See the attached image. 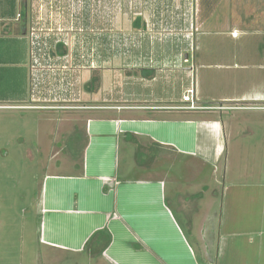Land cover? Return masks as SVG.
Returning a JSON list of instances; mask_svg holds the SVG:
<instances>
[{"label":"rangeland","instance_id":"rangeland-1","mask_svg":"<svg viewBox=\"0 0 264 264\" xmlns=\"http://www.w3.org/2000/svg\"><path fill=\"white\" fill-rule=\"evenodd\" d=\"M24 11L27 61L0 87V264H264V0H23ZM58 42L63 56L54 51ZM143 65L164 68V85L192 88L200 106L181 108V126H171L195 129L196 151L160 147L154 166L184 185H165L163 214L141 195L120 211L127 199L114 194L115 210L97 212L94 187L80 206L90 211L61 230L54 213L83 189L72 180L82 172L74 163L88 120L146 117L142 110L110 111L146 104L125 89L146 82L125 75ZM92 78L97 88L89 91ZM3 101L28 106L5 108ZM161 112L157 117H175ZM216 136L221 155L205 158ZM119 159V176L99 175L106 197L147 170L124 149ZM102 220L118 235L107 250L104 232L84 247L89 227ZM56 230L50 243L45 236ZM72 237H87L82 249L72 248Z\"/></svg>","mask_w":264,"mask_h":264},{"label":"crops","instance_id":"crops-1","mask_svg":"<svg viewBox=\"0 0 264 264\" xmlns=\"http://www.w3.org/2000/svg\"><path fill=\"white\" fill-rule=\"evenodd\" d=\"M22 3L23 0H0V87L6 85L9 86V78L11 77V79L13 80L12 73H14V71H17L15 70L16 66L24 65L27 61V46L25 42H27V39H29V37L27 36L26 29L24 27L25 19L22 12ZM149 56L151 57L153 55L149 54ZM14 66L15 68L13 70L12 67ZM148 68L155 69V73L153 76L149 75V70H144L142 72L143 69ZM181 69L185 70V68L183 67L177 68V70ZM162 70H164V68L158 65L140 66L139 72H136V68H130V70L125 73L126 76L128 75L132 78H139L142 79V81L146 82L139 83L136 85L134 83H130L131 86L125 88L129 93L126 95V97L132 96L131 100H133L138 96H143L148 98V100L145 101L146 104L132 105L126 103L123 104L124 106L121 107L115 106L110 108V111L142 110L145 112L146 117L144 116L137 118L134 113H131L130 116H126L124 117V119L120 118L118 124L115 122L114 118L108 119L105 122L102 121L103 119L101 120L93 116L94 118L92 117L88 120L86 124V142L84 143L82 150L83 155L81 156L82 158L80 159V162L74 163V166L77 168V170L80 171L82 169V172L80 176L78 175L76 176L77 178L72 180L73 187L80 188L82 186L83 189H81L79 192H76V198H73L74 201H76L75 203H70L71 205H69L68 207L61 208L62 211L54 213V219L57 221L56 223L59 226H62L61 230L64 228L75 227V223L77 224L76 216H81L84 211H90L82 209L80 206L81 204L84 205L86 199L89 197V195L91 194L90 192L93 191L94 187L96 188L94 192H96V195L99 196V198H96L97 202L94 205L97 212L103 210L107 214H110L115 210V206L119 205L118 201L116 202L117 199H111V194H114L116 196L121 195L122 197L127 199L126 202L120 201L122 202L121 205H119L120 211L124 210L126 212V207H128L127 201L133 199L134 195H141L143 201L147 206L154 205L157 214H163L167 210L164 203L166 197L165 185L175 184L176 182L166 180V176H164V178L160 177L158 175L159 170H155L154 166L158 161L159 154L162 151L161 148L163 147L171 148L167 151L173 153L180 151L185 152L193 148V152L185 153H194L196 151V133L195 129H193L192 131V129L189 128H181L180 130L179 127H171L175 125L181 126V119L176 115H180L178 114V111L186 110L181 109L180 107L181 104L184 103L182 95L179 98L177 97V95L180 92L181 88L186 90L188 86L183 83L180 84L182 85L181 87L179 85H174L173 83H165L164 85V83H162L161 81V79L164 77V72ZM18 99L19 102L21 100L24 102L26 101V98ZM2 100L11 101L16 100V98L9 99V97H7ZM8 101H3L4 103L1 105V107H26V105L22 104L11 105V103H9ZM158 111H162L161 113L168 115H175V117H157ZM148 115H153V117H149ZM215 138L216 142H218V144H215V151L211 154V156L204 155L205 158L215 160L219 157V155H221V139L218 136H216ZM123 149L126 153H134L135 159H137L136 163L137 165L139 164V167L137 166V168H147V170L142 175V177L138 175L139 178L137 179L130 178L126 179V181L124 182H119V184L117 185L118 190L116 192L110 191V195L106 197L104 193L105 191L103 192V185L101 184L99 178L101 176H108L113 180L115 176H119V155L120 152L123 151ZM141 156H143L144 158L143 164H141ZM100 159H102L104 163L101 164L99 162ZM100 165L106 168L102 170ZM92 167H95V169H93ZM95 170H99V172L96 173ZM132 170H135L137 172L135 167ZM132 174L133 173L130 172L129 176H131ZM148 174L151 176H148ZM99 175L101 176L99 177ZM95 177H97L96 180ZM89 180L92 181L90 182ZM116 181L112 182V185H114ZM188 182H191V180H189ZM178 184L184 185L182 181L181 183H176L175 185ZM134 185H136L135 190L133 188ZM91 186L93 187L91 188ZM120 191L124 192L120 193ZM136 198L138 199V197ZM185 202H187V200L182 199L183 205ZM44 203L46 202L42 200V204ZM54 209L59 210L57 208ZM67 216H72L73 219L71 220ZM106 221H96L93 225L89 227L88 232L90 230L94 231L89 236L90 238H92L94 236L93 234L96 235L98 234V232L107 230L110 236L106 235L105 237H103L105 238V241L103 242V248L106 247L107 250L110 244L112 243L113 236L118 235L116 233L118 231L117 228H115L114 226L111 228V226L109 225L108 229H105L104 227L106 226ZM57 231L59 230L51 231L50 233H48V235L46 234L45 238L49 236L48 238L49 240H51L50 243H54L52 234ZM126 231L127 230L125 229L124 233L127 235ZM63 232L64 231H61V234H63ZM129 236L130 234H128V237ZM74 237H72L74 242L70 245L73 246L72 248H74L75 250L82 249L84 240L87 237H79L77 238L76 242V238ZM90 238H88L87 241ZM86 243L84 247H87ZM127 244L128 241L126 242V245Z\"/></svg>","mask_w":264,"mask_h":264},{"label":"trees","instance_id":"trees-1","mask_svg":"<svg viewBox=\"0 0 264 264\" xmlns=\"http://www.w3.org/2000/svg\"><path fill=\"white\" fill-rule=\"evenodd\" d=\"M23 4V3H22ZM24 13V15H25V11L23 12ZM141 21H142V17L141 16H138L136 19H135V21H134V26L135 27H137V28H140L141 27ZM56 49L54 50L55 52H56V54H58V55H60V56H63V55H65L66 54V47H65V44H63L62 42H58L57 44H56ZM144 70H149V75L150 76H153L154 75V73H155V69H150V68H148V69H143L142 70V72L144 71ZM96 79L95 78H92L91 80H90V82L87 84L88 85V90L89 91H93L94 89H96L97 87H95V84H94V81H95ZM102 233L104 232L105 233V235H110L109 234V232L107 231V230H104V231H101ZM98 233H100V232H98ZM97 235V234H96ZM91 241H93V237L90 239V240H88L87 241V243H86V246L91 242ZM97 241H101V240H99L98 238H96L93 242H97ZM103 245V244H102ZM100 247H101V245H100ZM99 247V248H100Z\"/></svg>","mask_w":264,"mask_h":264},{"label":"built area","instance_id":"built-area-1","mask_svg":"<svg viewBox=\"0 0 264 264\" xmlns=\"http://www.w3.org/2000/svg\"><path fill=\"white\" fill-rule=\"evenodd\" d=\"M183 102H184V104L186 106H184V105L183 106H180L181 108L194 109V108H197L198 107L197 102H196L195 97H194V91H193L192 88H189L187 90L186 94H184V96H183Z\"/></svg>","mask_w":264,"mask_h":264},{"label":"flooded vegetation","instance_id":"flooded-vegetation-1","mask_svg":"<svg viewBox=\"0 0 264 264\" xmlns=\"http://www.w3.org/2000/svg\"><path fill=\"white\" fill-rule=\"evenodd\" d=\"M28 105H26V107H27Z\"/></svg>","mask_w":264,"mask_h":264}]
</instances>
